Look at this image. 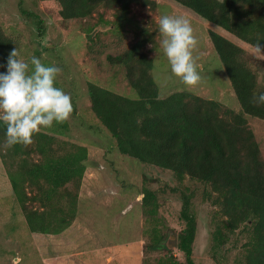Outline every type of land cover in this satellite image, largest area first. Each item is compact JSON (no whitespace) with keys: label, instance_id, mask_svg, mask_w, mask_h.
Listing matches in <instances>:
<instances>
[{"label":"rangeland","instance_id":"obj_1","mask_svg":"<svg viewBox=\"0 0 264 264\" xmlns=\"http://www.w3.org/2000/svg\"><path fill=\"white\" fill-rule=\"evenodd\" d=\"M153 1L154 8L132 6L120 23L117 9L101 8L84 19L61 21L40 0H0V29L14 41L19 57L28 60L37 56L46 65L59 66L55 86L71 97L69 117L40 132L84 146L88 152L79 189L66 188L77 195L75 218L55 235L28 230L0 160V264H157L159 260L185 264L177 248L178 235L185 226L180 216L183 196L190 197L196 220L194 264H238L233 246L245 238L241 233L229 235L224 244L215 246L212 233L223 219L206 200V185L188 178L178 184L169 171L119 154L110 134L90 110L87 83L137 99L124 68L110 64L108 57L148 37L152 41L144 52L152 60L151 76L160 98L187 91L220 103L222 110L242 114L209 31L244 49L246 64L257 76V88L264 87V56L254 48L171 0ZM163 14L185 17L193 27L198 40L193 57L201 75L196 86H185L170 72L158 31ZM244 117L264 160V121ZM60 124L66 125L63 134L57 133ZM146 191L152 192L154 200L143 206ZM28 207L41 210L37 203ZM154 236L160 238L156 250L149 248Z\"/></svg>","mask_w":264,"mask_h":264},{"label":"trees","instance_id":"obj_2","mask_svg":"<svg viewBox=\"0 0 264 264\" xmlns=\"http://www.w3.org/2000/svg\"><path fill=\"white\" fill-rule=\"evenodd\" d=\"M40 1L61 21L84 19L103 8L117 9L121 23L134 5L155 7L153 0ZM171 1L252 48L257 42L264 46V0ZM208 36L242 114L222 110L220 103L187 91L160 98L151 76L152 60L144 52L150 37L108 57L110 64L124 68L137 99L87 83L90 110L110 134L119 154L169 171L178 184L188 178L206 185V200L223 219L212 233L215 246L224 244L229 235L241 233L244 242L233 244L236 262L264 264V160L244 117L264 121V105L254 99L264 87L257 88V76L246 64L244 49L217 32L209 31ZM13 48L14 41L0 29V65L6 63ZM60 126L56 132L63 134L66 125ZM0 160L31 233L55 235L71 225L77 195L66 188L79 189L88 166L86 147L57 141L43 132L34 133L28 145L8 146L0 127ZM153 198L152 192L146 191L142 205L147 206ZM189 199L183 196L180 216L185 226L178 235L177 248L185 264H194L196 220ZM34 203L41 210L28 207ZM159 242L154 236L149 248L156 250ZM167 262L159 260L157 264Z\"/></svg>","mask_w":264,"mask_h":264},{"label":"clouds","instance_id":"obj_3","mask_svg":"<svg viewBox=\"0 0 264 264\" xmlns=\"http://www.w3.org/2000/svg\"><path fill=\"white\" fill-rule=\"evenodd\" d=\"M158 24L160 47L171 74L187 87L198 85L201 75L193 57L198 40L189 19L163 14ZM253 47L259 56H264V46L257 42ZM0 67L4 68L0 71V127L4 128L8 146L28 145L34 133L69 117L71 97L55 86L61 72L59 66L46 65L37 56L25 60L13 48ZM254 99L258 105H264V92Z\"/></svg>","mask_w":264,"mask_h":264}]
</instances>
